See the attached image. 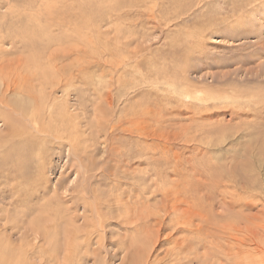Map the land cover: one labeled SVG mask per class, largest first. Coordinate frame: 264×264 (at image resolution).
Returning a JSON list of instances; mask_svg holds the SVG:
<instances>
[{
    "label": "rangeland",
    "instance_id": "obj_1",
    "mask_svg": "<svg viewBox=\"0 0 264 264\" xmlns=\"http://www.w3.org/2000/svg\"><path fill=\"white\" fill-rule=\"evenodd\" d=\"M0 264H264V0H0Z\"/></svg>",
    "mask_w": 264,
    "mask_h": 264
},
{
    "label": "bare ground",
    "instance_id": "obj_2",
    "mask_svg": "<svg viewBox=\"0 0 264 264\" xmlns=\"http://www.w3.org/2000/svg\"><path fill=\"white\" fill-rule=\"evenodd\" d=\"M126 9H127V8H126ZM26 23H27V22H26ZM23 24H24V23H23ZM21 31H27V30H23V29H22ZM25 34L27 35V34H30V33H26V32H20V33H19V35L22 36V37H23V35H25ZM31 34H32V33H31ZM9 90H10V89H9ZM7 94H8V93H7ZM11 94H12V93H11ZM221 94H222V93H221ZM33 105H34V104H33ZM18 106H19V105H18ZM5 107H6V105H5ZM7 107H8V106H7ZM15 107H16V106H15ZM15 107H14V108H15ZM17 109H18V108H17ZM22 109H25V107H24V108L22 107ZM22 109H20L19 112H20ZM33 109H34V108H33ZM36 109H37V108H36ZM15 110H16V109H15ZM25 110H26V109H25ZM45 111H46V110H45ZM24 112H25V111H24ZM24 112H22V113H24ZM14 113H15V112H14ZM16 113H17V111H16ZM16 113H15V114H16ZM20 113H21V112H20ZM28 113H29V112H28ZM46 114H47V113H46ZM24 115H25V113H24ZM26 115H27V114H26ZM26 115H25L24 117H26ZM26 120H27V119H26ZM32 121H33V120H32ZM37 121H38V120H37ZM37 121H36V122H37ZM17 126H19V125H17ZM32 126L34 127V124H33ZM36 126H37V125H36ZM10 127L12 128L13 126H10ZM21 127H22V126H21ZM27 127H28V126H27ZM30 127H31V126H30ZM38 127H39V126H38ZM44 127H45V126H44ZM36 128H37V127H36ZM45 129H46V128H45ZM12 130H13V132L15 131L14 129H11V130H10V133H9V132H7V133H8V134H11V131H12ZM25 130H26V129H25ZM33 130H34V129H33ZM42 130H43V129H42ZM23 131H24V130H23ZM34 131H35V130H34ZM36 131H37V130H36ZM48 131H49V130H48ZM24 132H25V131H24ZM28 132H29V131H28ZM30 132H32V131H30ZM22 133H23V132H22ZM39 133H41V129H40ZM17 134H18V133H17ZM29 134H30V133H29ZM33 134H34V133H33ZM35 134H36V133H35ZM49 134H50V133H49ZM23 135H24V134H23ZM25 135H26V133H25ZM40 137H41V136H40ZM57 137H58V136H57ZM60 137H61V136H60ZM70 144H71V142H70ZM78 146H79V145H78ZM76 147H77V146H76ZM10 150H11V149H10ZM73 152H74V151H73ZM78 152H79V151H78ZM21 155H22V154H21ZM18 158H19V156H18ZM18 160H19V159H18ZM82 192H83V191H82ZM115 198H116V196H115ZM64 200H65V199H64ZM120 201H121V200H120ZM84 203H85V201H84ZM106 203H107V202H106ZM125 205H126V204H125ZM106 206H107V205H106ZM96 207H98V206H96ZM92 208H93V207H92ZM126 211H127V210H126ZM127 213H129V211L126 212V214H127ZM44 231H45V230H44ZM45 233H46V232H45ZM87 233H88V232H87ZM42 234H43V233H42ZM42 234H41V235H42ZM89 236H90V235H89ZM41 237H42V236H41ZM87 239H88V238H87ZM72 241H73V240H72ZM54 249H55V248H54ZM140 260H141V259H140ZM152 260H153V259H152ZM144 262H145V261H144ZM148 263H149V261H148ZM151 263H152V262H151Z\"/></svg>",
    "mask_w": 264,
    "mask_h": 264
}]
</instances>
